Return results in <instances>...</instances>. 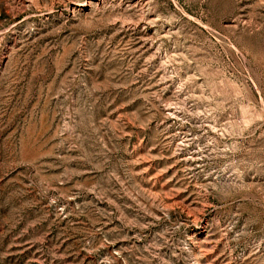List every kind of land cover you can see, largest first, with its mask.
Segmentation results:
<instances>
[{
	"label": "rangeland",
	"instance_id": "1",
	"mask_svg": "<svg viewBox=\"0 0 264 264\" xmlns=\"http://www.w3.org/2000/svg\"><path fill=\"white\" fill-rule=\"evenodd\" d=\"M0 264H264V0H0Z\"/></svg>",
	"mask_w": 264,
	"mask_h": 264
}]
</instances>
